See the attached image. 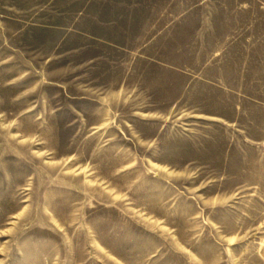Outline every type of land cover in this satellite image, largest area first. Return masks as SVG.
<instances>
[{
  "label": "rangeland",
  "instance_id": "1",
  "mask_svg": "<svg viewBox=\"0 0 264 264\" xmlns=\"http://www.w3.org/2000/svg\"><path fill=\"white\" fill-rule=\"evenodd\" d=\"M0 264H264V0H0Z\"/></svg>",
  "mask_w": 264,
  "mask_h": 264
},
{
  "label": "crops",
  "instance_id": "2",
  "mask_svg": "<svg viewBox=\"0 0 264 264\" xmlns=\"http://www.w3.org/2000/svg\"><path fill=\"white\" fill-rule=\"evenodd\" d=\"M191 7H189V9L187 11H184V17H186L187 13H191ZM248 29V34H247V48H248V54L251 52V50L253 49V51H255V48L257 47V45L260 43H262L263 41H261V39L257 40L255 35H251L250 34V30H252L254 28V26L252 25H247L246 27ZM239 36H233L232 38V43L236 44V42H239L240 40Z\"/></svg>",
  "mask_w": 264,
  "mask_h": 264
}]
</instances>
